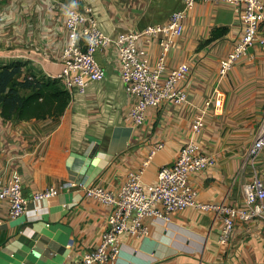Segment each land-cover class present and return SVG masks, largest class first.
<instances>
[{
    "label": "crops",
    "instance_id": "0c3cea01",
    "mask_svg": "<svg viewBox=\"0 0 264 264\" xmlns=\"http://www.w3.org/2000/svg\"><path fill=\"white\" fill-rule=\"evenodd\" d=\"M185 9L181 0H0V72L15 67L20 70L18 82L32 78L41 83L58 74L71 11L89 10L97 28L116 38L166 24ZM183 25L167 67H190L188 102L150 109L138 128L128 120L136 99L125 91L115 48L97 53L102 80L85 95L71 96L60 117L7 121L0 105V179L8 182L19 173L29 201L17 219L8 218L9 205L0 202V264L80 261L99 246L112 213L110 207L86 198L85 189L101 186L117 192L158 145L163 149L143 175L146 184H156L159 170L173 165L190 143L216 159L215 167L190 179L200 202L243 207L244 185L257 175L264 181V150L253 164L248 150L254 137L248 148L245 142V133H255L262 119L264 52L251 48L221 78L220 62L233 52L243 32L235 7L198 2L186 11ZM140 50L144 61L157 64V40L141 43ZM208 102L212 105L206 109ZM203 111L206 126L195 135L193 122ZM47 188L59 194L35 202L33 196ZM145 222L148 237L121 236L117 264H264L262 222L238 220L225 246L218 242L223 224L214 213L189 208L169 220Z\"/></svg>",
    "mask_w": 264,
    "mask_h": 264
},
{
    "label": "built area",
    "instance_id": "2783aa9c",
    "mask_svg": "<svg viewBox=\"0 0 264 264\" xmlns=\"http://www.w3.org/2000/svg\"><path fill=\"white\" fill-rule=\"evenodd\" d=\"M186 9L173 14L166 24L146 28L141 31L123 33L116 38L97 28L90 17V11H71L65 22L67 44L61 54L62 69L49 79L58 81L71 96L85 95L88 88L102 80L103 71L96 60L97 53L106 48H115L121 68V80L126 93L136 99L128 120L135 128L142 126L150 109H160L165 105L183 106L188 102V91L192 72L188 65L168 71L167 59L177 40L184 34L183 20L186 11L198 2L226 3L235 7L242 20L243 32L239 42L224 60L220 62L221 78L242 59L251 48L264 52V0H181ZM158 41L160 58L155 66L149 65L141 56L140 44ZM32 80V78H29ZM208 102L206 109L211 107ZM206 112L198 114L193 122V133L199 135L206 126ZM163 145L150 152L148 159L137 172H129L125 184L117 192L101 186L85 189L86 198L110 207L108 230L101 242L91 252L73 264H117L121 255V236L128 234L137 239L149 236L147 218L169 220L175 213L194 208L214 213L221 219L223 228L218 240L228 245L238 220L245 223H264V181L258 175L244 185L245 205L233 207L222 203H202L190 179L193 175L215 167L214 156L203 152L195 143L186 145L173 165L163 166L157 175V183H144L143 175L151 161ZM264 150V108L262 119L253 142L248 150V161L253 164ZM59 190L47 188L33 196L41 202L57 196ZM0 202L9 205L8 218L17 219L27 211L28 200L23 195V178L14 173L8 182L0 179ZM0 224L2 221L0 220ZM241 264V263H238Z\"/></svg>",
    "mask_w": 264,
    "mask_h": 264
},
{
    "label": "trees",
    "instance_id": "16d2710c",
    "mask_svg": "<svg viewBox=\"0 0 264 264\" xmlns=\"http://www.w3.org/2000/svg\"><path fill=\"white\" fill-rule=\"evenodd\" d=\"M19 73L15 67L0 72V105L5 120L28 122L57 118L65 113L72 97L60 82L51 79L43 83L35 79L18 82ZM25 90L31 93L22 95Z\"/></svg>",
    "mask_w": 264,
    "mask_h": 264
},
{
    "label": "rangeland",
    "instance_id": "374dc122",
    "mask_svg": "<svg viewBox=\"0 0 264 264\" xmlns=\"http://www.w3.org/2000/svg\"><path fill=\"white\" fill-rule=\"evenodd\" d=\"M258 127L259 126H257V128H256L257 130H258ZM256 132L255 133L253 132L252 134L251 133L250 134L249 133H245V135H246V141L245 142L248 145L247 148L250 146V143L252 141V138L254 137V135L256 134Z\"/></svg>",
    "mask_w": 264,
    "mask_h": 264
}]
</instances>
